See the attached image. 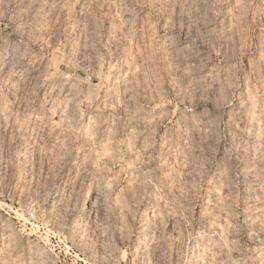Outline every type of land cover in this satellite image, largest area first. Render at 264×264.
<instances>
[{"label":"rangeland","instance_id":"obj_1","mask_svg":"<svg viewBox=\"0 0 264 264\" xmlns=\"http://www.w3.org/2000/svg\"><path fill=\"white\" fill-rule=\"evenodd\" d=\"M0 264H264V0H0Z\"/></svg>","mask_w":264,"mask_h":264}]
</instances>
